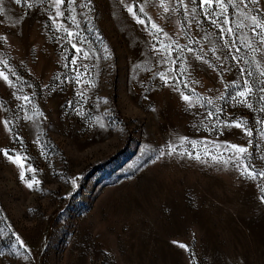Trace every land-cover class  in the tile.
<instances>
[{"label":"rangeland","instance_id":"1","mask_svg":"<svg viewBox=\"0 0 264 264\" xmlns=\"http://www.w3.org/2000/svg\"><path fill=\"white\" fill-rule=\"evenodd\" d=\"M87 3L4 0L0 264H264V0Z\"/></svg>","mask_w":264,"mask_h":264},{"label":"snow or ice","instance_id":"2","mask_svg":"<svg viewBox=\"0 0 264 264\" xmlns=\"http://www.w3.org/2000/svg\"><path fill=\"white\" fill-rule=\"evenodd\" d=\"M21 2H22V0H15V3H17V4H20ZM23 2L24 3H27V0H23ZM52 2H53V4L55 5V7L57 9V11H56V17L58 18V17H60L62 15V13L60 11V7L64 3V0H52ZM160 2H161V5L163 6L164 3H165V0H160ZM179 2L181 4H183L184 3V0H179ZM191 2L192 3H196V0H191ZM250 2L252 4H257V3H259V0H250ZM3 3H4V0H0V15H3V13H4ZM68 3L69 4H73V3H75V0H68ZM90 3H91V0H88V3L87 4H84L83 6L84 7H88V5ZM121 3H124V0H121ZM213 3H215L217 9L219 10V12L221 14H223V13L226 12V9L224 7L225 0H200V5L202 7L207 6V8H211L212 5H213ZM227 3H229V4L233 3V0H227ZM240 3H245V0H240ZM140 10L143 11L142 8ZM127 11L130 14H133L134 15L132 6H128L127 7ZM164 11L165 12H168L169 9L167 7H164ZM192 11L195 12L196 9H192ZM210 15H216V12H211ZM245 18H248L247 15L245 16ZM250 19H251V24L254 26V28H253V35L254 36H259L261 38L260 42L261 43H264V21H262L261 19H259L257 16H251ZM73 20H75V17H73ZM137 23H141L142 24L143 23V20L137 19ZM211 23L215 25V24H217V20H212ZM224 23L227 24V23H229V21L227 19H225L224 20ZM152 28L155 30V32L162 31V29H160L159 27H157V25H155V24L152 25ZM256 29H259L260 31L259 32H256L255 31ZM221 31H227L228 33H231L232 32V29L231 28L221 29ZM68 35H69V37H71L73 35V33L69 31L68 32ZM249 47H251V45H249ZM77 51H79V50H77ZM233 58L235 59L236 57H233ZM72 62L75 63L74 60ZM248 74L251 75V73H248ZM261 75H264V72H261ZM0 76H3V73L2 72H0ZM4 79L7 80V77L5 76ZM161 79L162 80H165V83H167V80H166L165 76L161 75ZM246 83L247 82H245V84ZM9 86H11V82L10 81H9ZM185 87H187V85H185ZM262 91H264V89H262ZM249 92H251V89L250 88H245L244 90L238 91L236 95L238 97H241L242 98V97L247 96L249 94ZM181 98H182L183 101L188 102L189 103V106H191L192 97H190L188 95L181 94ZM198 99L199 98H197V100ZM260 99L261 100H264V96L260 97ZM23 100L30 102L28 96H24L23 97ZM241 102H246V101H241ZM209 103H211V101H209ZM209 115L211 116V113ZM29 119H30V117H29ZM242 123L243 122H237L234 126L237 127V128H241L242 127ZM245 134L248 135V136H251L252 135V132L250 130H245ZM228 149L231 150V151H233L235 153L234 159L238 163H240L241 175L242 176H245L246 178L253 179V180H256V179L264 180V170H261V171L253 170V169H251L250 165H247V164H245V163L242 162V158L244 157V155L248 151L247 148L241 147V146H237V145H228ZM174 151H175V148H169L168 154H171ZM4 154L6 156H8V159L9 160H12L14 162L19 161L21 159L18 156L17 157L9 156L6 150H4ZM198 158L199 157H197V159ZM24 159H27V158H24ZM20 167L22 169L21 170V173H20V178H21V180H24L25 179V177H24V171H25V169L23 168V165L22 164L20 165ZM26 170L27 171H35V169H31V168H28ZM34 184H39V181H37L33 177L32 181L27 183V187L32 188ZM258 187L260 188V193H261L260 199H261V202L264 203V185H258ZM173 243L174 244H177L180 248H183V249L187 250V245L181 244V243L176 242V241H174ZM20 246L21 247H24V244L21 242L20 243Z\"/></svg>","mask_w":264,"mask_h":264}]
</instances>
